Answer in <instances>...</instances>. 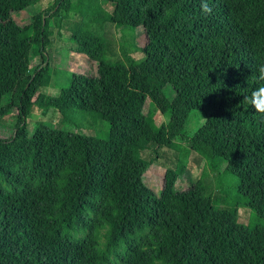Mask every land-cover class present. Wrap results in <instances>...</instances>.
<instances>
[{
  "label": "trees",
  "instance_id": "trees-1",
  "mask_svg": "<svg viewBox=\"0 0 264 264\" xmlns=\"http://www.w3.org/2000/svg\"><path fill=\"white\" fill-rule=\"evenodd\" d=\"M39 1L0 0V120L12 123L0 137V264H264V97L252 96L264 87V0H208L211 14L201 0H100L111 7L101 20L141 30V57L97 58L95 75L72 74L55 95L43 91L50 21L83 17L92 0H53L18 22ZM70 38L76 48L91 36ZM32 104L76 128L97 117L107 137L44 124L29 134ZM183 113L202 119L191 134ZM162 147L220 170L228 201L199 180L176 189L180 163L154 193L140 151ZM232 207L251 212L243 235L228 231Z\"/></svg>",
  "mask_w": 264,
  "mask_h": 264
},
{
  "label": "rangeland",
  "instance_id": "rangeland-1",
  "mask_svg": "<svg viewBox=\"0 0 264 264\" xmlns=\"http://www.w3.org/2000/svg\"><path fill=\"white\" fill-rule=\"evenodd\" d=\"M53 0H40L39 3L30 5L26 9L16 13L18 22H24L28 17L37 11L45 8ZM85 1V0H72ZM111 7L100 0H92L91 7L86 10L85 16L81 17L79 13H72L60 20L58 26L54 21L51 25V44L46 49L48 64L50 67V81L48 86L43 90L47 94L55 95L59 89L66 86V83L72 74L87 73L95 75L97 58L106 61L120 62L123 53L127 52L133 57H141V46L144 43V36L140 29H120L115 27L109 21L101 20V16L110 13ZM78 30L84 35H90V40L74 48L71 40V34ZM84 53V54H83ZM38 59L34 58L31 65L37 64ZM165 96L171 100V105H176L177 98L170 89L164 91ZM178 104V103H177ZM26 117V127L30 134L39 124L47 126H58L68 131H80L85 134L96 135L99 138H106L108 125L97 117L86 116L80 121L78 128L73 125L60 121V116L52 107L42 111L41 108L32 104ZM156 121L159 122L161 115H156ZM11 116L5 120H0V137L7 138L12 133ZM202 119L198 113L181 115L183 128L189 134L194 132ZM140 155L145 159H150L151 163L142 175V181L154 193H158L161 186L162 174L166 168H173L175 164L180 163L183 168V175L176 180V189H184L199 180L204 187L205 194H213L216 189L220 188L225 192V198L232 195V186L226 185L224 178H219V171L208 168L203 158L196 152L185 150H173L162 147L156 150V155L151 149L140 151ZM155 155V158L153 157ZM230 180V178H229ZM219 181V182H218ZM236 184V180L231 182ZM230 184V181L228 182ZM231 184V185H232ZM224 201V200H223ZM225 202V201H224ZM251 221V212L248 208L232 207L228 231L235 235H243L246 225Z\"/></svg>",
  "mask_w": 264,
  "mask_h": 264
},
{
  "label": "clouds",
  "instance_id": "clouds-1",
  "mask_svg": "<svg viewBox=\"0 0 264 264\" xmlns=\"http://www.w3.org/2000/svg\"><path fill=\"white\" fill-rule=\"evenodd\" d=\"M201 9L204 14H211L212 8L210 4L208 3V0H201ZM260 78L264 79V65H261L259 68ZM256 93H259L261 97H264V87H259L255 89L252 93V96L255 97ZM257 112L264 115V108H261L258 105H254Z\"/></svg>",
  "mask_w": 264,
  "mask_h": 264
}]
</instances>
